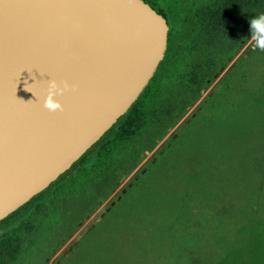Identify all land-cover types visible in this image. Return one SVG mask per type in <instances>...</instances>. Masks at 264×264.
<instances>
[{"label": "rangeland", "instance_id": "rangeland-1", "mask_svg": "<svg viewBox=\"0 0 264 264\" xmlns=\"http://www.w3.org/2000/svg\"><path fill=\"white\" fill-rule=\"evenodd\" d=\"M159 6L179 62L159 78L146 143L118 171L71 172L16 223L32 241L18 264H264V50L247 23L220 53L214 0Z\"/></svg>", "mask_w": 264, "mask_h": 264}, {"label": "water", "instance_id": "water-1", "mask_svg": "<svg viewBox=\"0 0 264 264\" xmlns=\"http://www.w3.org/2000/svg\"><path fill=\"white\" fill-rule=\"evenodd\" d=\"M169 26L142 0H0V222L68 173L164 61ZM67 84L43 108L48 83Z\"/></svg>", "mask_w": 264, "mask_h": 264}, {"label": "trees", "instance_id": "trees-1", "mask_svg": "<svg viewBox=\"0 0 264 264\" xmlns=\"http://www.w3.org/2000/svg\"><path fill=\"white\" fill-rule=\"evenodd\" d=\"M142 1L162 13L169 25L168 46L164 61L160 64L149 85L129 111L68 173L59 178L45 192L35 197L27 205L0 222V264H18L25 253V247L30 245L32 241L19 231L11 230V228L30 212L40 214L42 205L52 190L59 189L56 194L61 197L64 188L63 184L71 176V172L75 170L85 172L84 180L91 181L93 177L94 179L99 178L102 173L118 171V167L125 165L133 158L136 159V156L140 153V147L146 143L144 135L150 129L154 112H156L155 109L158 108L153 95L162 80H159V78L162 75L163 79H167V76H163L168 75L174 69L173 64L177 66L179 59L174 57L175 49L171 37L172 26L169 12L160 8L159 2L161 0ZM214 1L216 9L209 15L210 21L213 22L209 34H216V39L221 43L220 53L223 54L226 51V44L232 47H240L242 45L245 40L242 33L243 25L249 24L252 18L264 14V0ZM204 12L207 13L208 8H202L196 13L197 15H202L199 18L203 19ZM204 24L201 22L199 29L206 33ZM259 50L256 48L255 52L257 53ZM170 65H172L171 70L169 69ZM210 102L213 103L214 101ZM94 151H98L97 164L88 171L84 170V166L89 163L91 154Z\"/></svg>", "mask_w": 264, "mask_h": 264}, {"label": "clouds", "instance_id": "clouds-1", "mask_svg": "<svg viewBox=\"0 0 264 264\" xmlns=\"http://www.w3.org/2000/svg\"><path fill=\"white\" fill-rule=\"evenodd\" d=\"M250 40L254 41V48L264 50V14H261L249 21ZM68 90V85L58 84L55 80L48 83V91L43 100V108L50 113H56L62 110V104L56 99L62 96Z\"/></svg>", "mask_w": 264, "mask_h": 264}, {"label": "flooded vegetation", "instance_id": "flooded-vegetation-1", "mask_svg": "<svg viewBox=\"0 0 264 264\" xmlns=\"http://www.w3.org/2000/svg\"><path fill=\"white\" fill-rule=\"evenodd\" d=\"M162 14V13H161ZM167 21V20H166ZM169 26V25H168Z\"/></svg>", "mask_w": 264, "mask_h": 264}]
</instances>
